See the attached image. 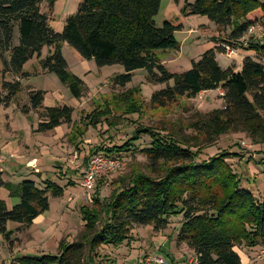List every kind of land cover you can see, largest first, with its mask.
<instances>
[{
    "label": "trees",
    "instance_id": "1",
    "mask_svg": "<svg viewBox=\"0 0 264 264\" xmlns=\"http://www.w3.org/2000/svg\"><path fill=\"white\" fill-rule=\"evenodd\" d=\"M55 1L0 0V74L14 78L1 82L7 99L21 90L20 80L29 74L24 65L33 57L42 73L55 74L74 98H81L86 86L68 71L61 52V43L65 42L99 67L121 65L124 72L112 80L116 87L128 85L132 72L138 69L147 72L148 83L165 84L150 97L149 103L157 108L181 97L221 90L223 105L201 115L190 127L196 134H203L206 143L239 129L253 143L264 144V41L245 40L248 26L264 24V0H184L183 16L203 15L217 26L230 27V31L225 43L205 50L197 60H191L189 69L179 73L169 72L156 54L179 49L174 33L183 26L169 20L155 25L160 0H80L60 32L51 27L48 16L41 11L42 3L50 10ZM240 41H245L246 49L254 55L244 56L239 69L221 68L216 53L225 54L226 47L234 49ZM44 94L42 90L28 92L32 110L42 108ZM112 99L130 114L138 111L142 100L138 88H127ZM72 113L73 108L65 104L43 107L37 131L70 124ZM112 115L113 110L106 104L81 118L79 129L77 125L72 128L78 138L88 126H96L101 116L107 121ZM142 132L150 138L141 149L148 159L145 172L135 170L125 175L103 204L95 200L101 207H81L83 230L78 240L68 243L62 239L56 253L21 256L18 264H95L97 247L127 242L134 226L151 225L160 230L175 215L182 216L175 244L193 254L191 264H240L235 247L264 246V191L254 194L243 187L241 178L226 161L228 153L199 160L198 151H192L185 139L159 136L151 128L137 127L123 144L102 147L93 154L102 151L117 157L115 153L134 148ZM70 138L75 141L72 134ZM43 183L39 187L35 180L11 183L0 179V188L18 201L9 208L0 199V234L9 238L15 231L7 230L8 222L30 226L48 210L50 196L64 193V188L53 181L45 179Z\"/></svg>",
    "mask_w": 264,
    "mask_h": 264
},
{
    "label": "rangeland",
    "instance_id": "2",
    "mask_svg": "<svg viewBox=\"0 0 264 264\" xmlns=\"http://www.w3.org/2000/svg\"><path fill=\"white\" fill-rule=\"evenodd\" d=\"M79 1L56 0L50 10L42 3L41 11L48 16L51 27L60 32L65 19L75 11ZM193 1L195 0H188ZM184 4V0H160L158 13L153 19L156 26H161L164 20L183 24L182 29L174 33L179 49L156 51L160 62L172 73L189 69L191 59L197 60L205 50L215 44L220 46L225 43L230 31V27L217 26L203 15L183 16L181 11ZM254 25L256 31L245 36V40L262 43L264 24ZM247 45L245 41H240L231 54L216 53L220 67L232 66L239 69L243 53H253L246 49ZM45 51L46 48H43L42 55L46 54ZM61 52L68 71L86 86L79 99L70 94L68 87L55 74L42 73L35 57L24 65V70L29 74L20 80L21 90L12 99L6 98L1 82L14 78L0 74V179L11 183L23 179L35 180L39 187H43V181L47 179L64 188L62 196L49 197L48 210L38 215L30 226L7 223V230L15 231L9 238L0 234V264H18L17 259L21 256L54 254L62 239L68 243L78 240L83 230L81 207H101L95 200L103 204L125 175L135 170L145 172L148 159L141 149L148 145L150 138L142 132L140 139L134 142V148L115 153L120 159V166L98 177L91 190H86L81 185L88 159L99 148L123 144L133 136L137 127L151 128L159 136H174L182 141L185 139L192 151H198L199 160L228 153L226 161L241 178L243 187L254 194L263 193L264 144L253 143L239 129L228 131L215 141L206 143L203 134H196L190 127L201 115L223 105L221 90L200 92L193 98L181 97L175 103L157 108L149 103L150 97L154 91L166 85L148 83L144 69L133 71L129 84L120 88L114 86L112 80L115 75L124 72L121 65L99 67L93 59L82 58L65 42L61 43ZM168 84L171 85V81ZM127 88H138L142 99H139L138 111L132 114L124 111L125 106L115 105L112 99L115 94L119 95ZM31 90L45 92L42 108L38 111L29 107L28 92ZM64 104L73 108L72 122L62 124L61 128L38 132L39 113L43 111V107ZM106 104L113 110L112 119L105 121L104 117L99 116L100 122L96 126H88L82 136L77 138L72 127L77 125L78 128L81 118L93 110L102 109ZM71 134L75 141L70 138ZM69 181L72 183H68ZM2 191L7 190L1 188L0 197ZM10 200L11 205L18 202L17 199ZM181 220V215L170 216L167 226L160 230L153 229L151 225L134 226L127 242L117 246L97 247L94 262L138 264L141 258L157 257L162 259V264H191L193 254L175 244ZM234 249L240 256V264H264V246L247 247L242 244Z\"/></svg>",
    "mask_w": 264,
    "mask_h": 264
},
{
    "label": "built area",
    "instance_id": "3",
    "mask_svg": "<svg viewBox=\"0 0 264 264\" xmlns=\"http://www.w3.org/2000/svg\"><path fill=\"white\" fill-rule=\"evenodd\" d=\"M256 31L255 25H250L247 28L246 35H250ZM230 51V52H229ZM233 48L226 47V54H231ZM120 159L115 156H106L102 152L93 154L87 162V166L83 171V179L81 182L82 187L86 190H91L94 187L95 181L98 177L102 176L105 172L114 171L120 166ZM264 252V251H263ZM162 264L161 258L145 257L141 258L138 264Z\"/></svg>",
    "mask_w": 264,
    "mask_h": 264
},
{
    "label": "crops",
    "instance_id": "4",
    "mask_svg": "<svg viewBox=\"0 0 264 264\" xmlns=\"http://www.w3.org/2000/svg\"><path fill=\"white\" fill-rule=\"evenodd\" d=\"M243 55L244 56H246V55H250V56H252L253 55V53L252 54H249V53H246V51L243 53ZM243 56V57H244ZM191 60H193V59H191ZM58 127H60L61 128V125L60 126H57L56 128H54V129H57ZM1 189V188H0ZM0 199L1 200H3L5 203H6V205H7V207H11L12 205L10 204V202H11V200H10V197L8 196V192L7 191H2V194H1V197H0ZM10 201V202H9ZM190 252V251H189Z\"/></svg>",
    "mask_w": 264,
    "mask_h": 264
}]
</instances>
